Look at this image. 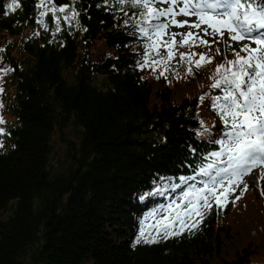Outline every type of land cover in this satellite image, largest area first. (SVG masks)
<instances>
[{
  "label": "trees",
  "instance_id": "16d2710c",
  "mask_svg": "<svg viewBox=\"0 0 264 264\" xmlns=\"http://www.w3.org/2000/svg\"><path fill=\"white\" fill-rule=\"evenodd\" d=\"M52 2L78 13H57L59 31L51 13L40 16L50 5L0 0V264H264L260 169L243 178L248 188L239 185L234 202H213L196 228L168 239L151 229L157 242L133 247L146 214L187 188L169 185L219 150L208 142L223 130L210 98L223 93L210 77L235 59L225 42L192 47L213 60L191 65V75L177 62L187 47L167 65L141 69L136 9L116 0ZM204 128L211 135L198 134ZM158 187L163 196L146 195Z\"/></svg>",
  "mask_w": 264,
  "mask_h": 264
},
{
  "label": "snow or ice",
  "instance_id": "6c2138e0",
  "mask_svg": "<svg viewBox=\"0 0 264 264\" xmlns=\"http://www.w3.org/2000/svg\"><path fill=\"white\" fill-rule=\"evenodd\" d=\"M116 3L122 8L129 6L136 9V14L141 17L132 25L146 42L144 58L139 64L141 69L161 63L167 65L169 61L176 59L174 49L187 47L189 51L180 52L177 62L190 65L187 72L191 75V65L199 69L213 60L206 53L191 52L192 47L211 48L213 43L224 41L225 34L232 42L248 41L239 50L233 49L231 44L224 41L235 59L225 58L224 62L216 66L215 75L210 77L213 81L210 88L220 89L223 93L210 98L211 107L219 116L223 130L218 138L208 142L218 145L219 150L211 151L202 158L195 175L181 176L179 183L169 185L172 192L182 185L187 188L169 203L160 204L146 214L140 221L139 235L133 245L135 247L142 242H157L151 229L161 239H168L180 235L184 229L196 228L206 212L211 210L213 202L217 207H223L225 202H234L229 201V197L241 184L242 191H246L248 185L243 178L253 174L254 170L260 169V179L264 180V0H116ZM46 4L50 6L47 11H41L40 16L51 13L57 31L60 30V17L57 13H65L64 20L78 15L72 10L69 16L68 5L57 7L52 0H40L37 7L44 8ZM16 6L17 0H12L9 8ZM181 16L188 19H178ZM38 23L43 24V21ZM171 27H187L199 31L170 32ZM164 36L168 38L163 39ZM177 36L180 37L179 40L176 39ZM253 44L255 47L251 46ZM161 47L166 50L164 54L159 51ZM151 53H155L158 59L153 58ZM217 53L224 56L219 48ZM194 56H199V60H193ZM160 75L163 76L164 71ZM0 92H3L2 88ZM199 99L203 102L205 97L201 96ZM3 123L4 120L0 118V124ZM200 123L203 127L204 122ZM4 134L5 129L0 128V135ZM198 134L211 135V132L204 128L203 133ZM0 147H3L2 141ZM197 176L204 179L197 181ZM197 184L201 187H197ZM146 195L163 196L164 191L158 187L153 193ZM261 195H264V190ZM238 198L237 196L236 199ZM140 199L144 200L145 197L141 196ZM194 216L200 219L193 222ZM149 218H154L155 224L147 225Z\"/></svg>",
  "mask_w": 264,
  "mask_h": 264
},
{
  "label": "rangeland",
  "instance_id": "374dc122",
  "mask_svg": "<svg viewBox=\"0 0 264 264\" xmlns=\"http://www.w3.org/2000/svg\"><path fill=\"white\" fill-rule=\"evenodd\" d=\"M178 19L183 20V19H188V17H183V16H181V17H178ZM192 19H195V18L193 17ZM169 30L172 31V32H177V33L187 32V31H189V30L193 31L194 33L199 31V30H197V29H189V28H187V27H184V28L171 27ZM200 35H203V33H200ZM204 38H205V39H209V40L212 39V38H210V37H204ZM224 39L228 40V39H227V34H225ZM224 41H225V40H224ZM228 42L231 43V44H234V43L241 44L243 41H241V42H232V41L228 40ZM245 42L248 43V41H245ZM251 46H252V47H255L254 44L251 45ZM162 50H163V49H162ZM98 51L102 53V52H104V48L100 45V46L98 47ZM176 59H177V57H176ZM146 79H147L148 81L152 82L153 85H156V81L153 80L152 78H150V77L147 76V75H146ZM6 83H7L6 87L9 89L8 85H10V83H11V79H10V78H7V79H6ZM4 93H5V92H4ZM0 94H1V93H0ZM5 94H7V93H5ZM0 105H1V102H0ZM0 108H1V107H0ZM206 117H207V115H206ZM206 117H205V119H206Z\"/></svg>",
  "mask_w": 264,
  "mask_h": 264
}]
</instances>
